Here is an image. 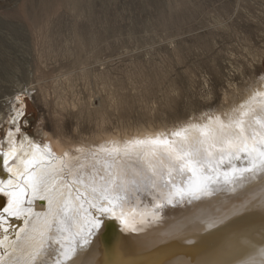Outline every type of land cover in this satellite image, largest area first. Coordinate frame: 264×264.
<instances>
[{
  "label": "rangeland",
  "instance_id": "rangeland-1",
  "mask_svg": "<svg viewBox=\"0 0 264 264\" xmlns=\"http://www.w3.org/2000/svg\"><path fill=\"white\" fill-rule=\"evenodd\" d=\"M261 80L264 0H0L3 145L9 131L18 141L27 135L43 144L42 131L77 142L103 132L134 133L142 126L153 129L145 139L162 134L179 142L172 132L195 123L212 128L216 115L241 103ZM253 107L264 114L259 104ZM151 147L132 152L133 157L118 147L119 153H111L114 161L106 157L101 165L104 172L115 168L101 177L119 176L128 195L146 193L145 177L152 173L144 155ZM220 147L211 149L216 160ZM133 162L144 169L120 166ZM190 175H176V183ZM153 178L169 191L167 175ZM85 193L82 211L98 214L87 203L99 194Z\"/></svg>",
  "mask_w": 264,
  "mask_h": 264
},
{
  "label": "bare ground",
  "instance_id": "bare-ground-1",
  "mask_svg": "<svg viewBox=\"0 0 264 264\" xmlns=\"http://www.w3.org/2000/svg\"><path fill=\"white\" fill-rule=\"evenodd\" d=\"M256 93H264V80L248 90L241 103L227 107L218 117L216 115L215 119L211 120V127H219L217 118L227 124L231 118L238 116L239 113L234 110L244 105ZM261 97L259 99L264 103V96ZM256 104L261 103L256 102ZM17 120L18 117L14 119V122ZM159 128L161 130L164 126H158L157 129ZM152 130L150 126H142L134 133L103 132L77 142L42 131L41 136L45 142L43 144L27 135H23L18 141L16 134L9 131L4 141L5 144H0V181L4 182L0 187H3L5 192H20L23 189L24 194L21 197L23 203L20 206L19 217H8V222L4 225L8 228L7 232L0 228V241H3V246L0 247V257H3V260H0V264H27L28 253L31 251L25 243V238L28 236L33 237L31 243L34 245H38L42 240L45 243L46 251L41 253L39 264H54L55 256H60L63 249L60 248L59 243H50L49 236L53 240L58 239L68 244L70 233L64 232V235L59 237V233L53 227L50 231H45L44 236L40 235L41 230L45 228L46 220L52 219L50 209L55 210L66 201L70 202L76 216L73 227L82 226L84 220L91 218L93 211L92 213L87 211L88 208L87 212L82 211L81 196L87 194L85 191H92L89 183H93L92 187L100 188L104 184L100 179L102 174L112 171V163L110 164L111 169L108 168L107 172H104V166H101L102 160L106 157L114 161V157H111L114 153L103 152L104 149L125 147L129 141L143 140L148 135H152ZM131 156L133 157V154ZM241 158L239 162H245L240 165L236 164V166H247L246 158L244 156ZM5 160L8 161L7 164ZM33 160L35 162L32 165L27 163ZM99 161L101 164L98 163ZM234 161L237 162V160ZM128 163L120 164V166L144 169L143 164L139 162H133L136 164L134 166L127 165ZM62 168V175L50 177L45 184L38 186L36 192H33L29 186L28 176L39 179L46 171L51 172L55 169L59 173ZM228 168H231V165H228ZM146 173L150 175L145 170ZM65 176L66 179L63 178ZM150 178L154 180L151 175ZM72 181L83 184L85 187L82 190L81 187L70 185ZM148 183L146 193L142 190L138 193L130 192L129 195L128 191L120 193L125 200L121 206L115 208V215L104 214L102 227L93 229V234L87 237V245L80 246L77 243V254L74 257L76 264H234L235 261H254L255 264H259L261 259L259 250L264 245V211L259 206L260 197L258 195L256 196L257 206L232 217L226 228L221 226L204 231L193 229L190 223L195 220L198 212L197 205L200 202L190 203L187 198L181 199L180 196H173V203H164L169 191L172 190L171 185L166 186L169 189L167 191L157 187V184L151 185L150 181ZM258 183V180H253L250 186L237 187L236 192L222 188L215 192L213 197L206 199L215 205H220L225 201L228 207L239 205L242 199L239 194L248 189L246 195H253L258 191L255 187ZM95 197L97 196L93 197L94 200ZM9 199V196L0 193V208L6 205ZM97 202L107 205L106 200L98 199L95 203ZM161 202L164 205L157 207L162 204ZM89 203L90 200L87 204ZM88 205L86 206L89 207ZM121 211L126 214L123 219L128 222L127 224L118 218ZM99 215L98 213L96 216Z\"/></svg>",
  "mask_w": 264,
  "mask_h": 264
},
{
  "label": "snow or ice",
  "instance_id": "snow-or-ice-1",
  "mask_svg": "<svg viewBox=\"0 0 264 264\" xmlns=\"http://www.w3.org/2000/svg\"><path fill=\"white\" fill-rule=\"evenodd\" d=\"M257 96H264V93H256L244 105L235 109L234 111L238 112L239 115L231 118L227 124L217 118L218 128L192 124L171 133L173 137L180 138L179 142L162 138V134H160L149 139L129 141L125 145V155H130L132 152L139 154L141 148L152 146L150 151L145 152L144 159L152 176L163 179L167 175L166 186L171 185L172 189L168 193V203H173V196H180L181 199L187 198L190 203L193 201L200 202L197 205L198 212L195 215V220L190 222L193 229L206 231L221 226L226 228L232 217L257 206V195L260 197L259 206L264 211V114H257V109L253 107V104L257 102ZM19 99L17 97V100ZM260 113H264V103L260 104ZM253 123L258 126V129L252 127ZM249 129H251L250 135L248 134ZM194 133H198V136ZM217 144L221 145L219 160H216L211 150ZM108 151L110 154L119 153L120 149L112 148ZM241 154L248 161L245 167H237L233 162L240 160ZM154 161L158 163H154ZM34 162L33 160L27 163L32 165ZM7 163L8 161L5 160V164ZM228 165H231V168H228ZM221 166H224L225 170L221 171ZM164 168L167 169L166 173L163 171ZM186 173L191 174L188 180L177 184L175 176L183 177ZM62 174L63 168L59 173L55 169L51 172L46 171L41 174L39 179L28 176L29 186L33 192H36L38 186L45 184L50 177L54 178L56 175ZM63 178L66 179V176ZM145 179L150 180L155 186L156 181L151 180L150 177H145ZM101 180L104 181V184L100 188L93 187L92 191L94 194L99 192V199L106 200L107 205L90 202L89 206L95 208L100 215L91 214V218L85 220L79 231L74 233L71 231L76 216L70 214V202L66 201L55 210L50 209L52 219L46 220L45 228L41 230L40 235L44 236L45 231H50L53 227L60 235H63L64 232L70 233V243L68 244H64L58 239L53 240L49 236L50 243H59L63 249L60 252L61 258L56 259L54 264H76L74 257L77 254V243L80 246L87 245V237L93 234L92 229L102 227L104 214L112 213L115 215V208L121 206L125 200V197L120 193L125 190L126 183L120 180L119 176L101 177ZM253 180L259 181L255 185L258 191L253 195H246L248 189H245V192L239 194L242 196L239 205L228 207L226 201L220 205H215L206 199L213 197V194L222 188L236 192L237 187L250 186ZM3 183L0 181V185ZM185 184L186 186H184ZM229 185L232 187H228ZM0 193L10 197L7 204L0 208V228L7 232L8 228H5L4 225L8 222V217H19L20 215V206L23 203L21 197L24 190L5 192V189L0 187ZM160 206L162 205H157V207ZM125 215L121 211L118 218L127 224L128 222L123 219ZM85 227L88 231L86 234H82ZM133 230L135 229L133 228ZM77 237H79V241H77ZM32 240V236L25 238V243L31 249L28 253L27 264H39L41 253L46 251L45 243L42 240L38 245H34L31 243ZM2 246L3 241H0V247ZM259 251L261 256L259 264H264V245L260 247ZM0 260H3V257H0ZM234 264H255V262L235 261Z\"/></svg>",
  "mask_w": 264,
  "mask_h": 264
}]
</instances>
